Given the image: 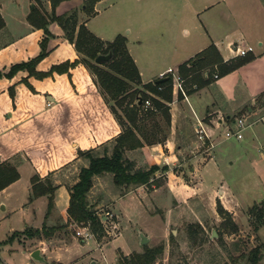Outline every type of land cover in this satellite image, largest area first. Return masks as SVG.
<instances>
[{
    "label": "rangeland",
    "instance_id": "obj_1",
    "mask_svg": "<svg viewBox=\"0 0 264 264\" xmlns=\"http://www.w3.org/2000/svg\"><path fill=\"white\" fill-rule=\"evenodd\" d=\"M86 1H73L78 2L73 8L77 11L79 23L92 16L81 10ZM34 2L0 0V9L8 26L12 28L17 24L23 13L27 19L30 13L27 10H31ZM96 3L93 13L97 12L96 6L98 12L85 23L87 29L103 42L122 35L128 53L142 69L152 72L157 66L190 53L210 38L222 50L229 39H243L254 46L255 58L222 75L223 87L227 93H236L240 100L249 88L258 91L264 86V0H105L99 5ZM39 4L43 9L42 2L36 6ZM22 31V27H13L10 35ZM10 35L5 38H10ZM259 40L263 41L262 46L258 45ZM38 49L40 51V44ZM228 53L223 50L224 55ZM9 67L0 71H7ZM99 67L109 70L105 65ZM186 81L185 78L184 86ZM136 88L141 89L142 85L132 84L129 93L120 101L108 100L124 125L127 124L125 111H128L125 107L130 108L128 103L133 102L135 96L131 90ZM144 94L153 98L149 93ZM145 113L142 110L138 118ZM238 117L247 123H255L242 130L240 139L225 138V127L220 130L221 142L216 149L221 152V158H211L195 165L197 170L194 174H190L189 166L183 164L173 168L174 175L181 180L188 177L184 181L198 189L191 197L184 202L179 201L186 198L191 190L183 185V180L171 181L172 193L179 200L167 191V165L166 170L161 165L155 173L157 184L131 188L122 199H119L122 191L113 185L110 178L106 175L95 178L88 200L101 217L103 234L98 239L85 242L75 234V226L65 227L42 243L45 250L41 260L33 259L31 251L38 248L41 244L39 239L43 237L25 235L22 231L25 227L35 229L43 225L46 204L44 201L34 203L33 207L27 204L30 193L25 180L1 189L0 264H92V261L94 264H118L119 254L140 252L144 245L160 243L164 249L154 264H246L245 257L237 258L234 263L229 256L247 255L251 248L264 241V225L254 231L255 213L252 209L254 206L264 207V125L245 113ZM157 119L161 121L158 116ZM252 132L258 133L261 141L254 139ZM202 146L193 151L189 149L184 158L197 153L206 157L210 149L203 152L205 145ZM249 159H256V164L250 163ZM151 160L149 158V162ZM86 161L78 157L58 171L55 178L72 184ZM142 163L150 165L146 161ZM220 190H224L223 200H228L230 209L221 203ZM219 205L236 223L235 233L230 231L232 225L220 212ZM63 223L54 222L55 225ZM197 223L203 227V232L195 228L199 238L193 241L189 239L187 229ZM212 230H215V236ZM139 233L148 237L146 244H140ZM202 234L203 241L200 240ZM232 242H238V250L231 247Z\"/></svg>",
    "mask_w": 264,
    "mask_h": 264
},
{
    "label": "crops",
    "instance_id": "obj_2",
    "mask_svg": "<svg viewBox=\"0 0 264 264\" xmlns=\"http://www.w3.org/2000/svg\"><path fill=\"white\" fill-rule=\"evenodd\" d=\"M73 1L77 0L60 3L56 8L57 12L63 13L74 9L73 6L78 2ZM104 1L99 0L96 5ZM38 2H42L44 10L50 11L49 0H38ZM38 2L35 1L32 6H36ZM38 7L40 8L41 5L39 4ZM95 10L98 12L97 6ZM29 11L28 9L27 13ZM0 14L4 19V27L0 29V69L8 68L12 64L35 57L39 51L38 44L44 36L43 30L28 23L23 13L18 18L17 24L13 25L18 29L22 27V33L18 32L11 36L10 33L13 27L8 26L1 9ZM94 15L90 17H94ZM48 30L52 34L47 44L48 54L37 63L36 70L38 71H47L51 65L65 60L72 61L79 56L73 45L64 37L60 26L56 22L49 23ZM7 35H10V38H5ZM235 42H238V39L227 41L223 50H227L229 53L224 55L217 42L210 38L190 53L175 57L173 62L163 63L154 68L152 72H149L148 69H142L131 54L130 56L137 66L141 84H144L153 82L158 78L159 73L167 68L173 66V69L177 70L180 64L187 62L210 44L216 47L224 61L237 57L228 47L230 43ZM258 45L262 46L263 41L259 40ZM217 73V67L214 65L185 77L187 80V83H185L187 88L185 98L175 91L172 85L170 93H167L171 97L170 100L163 97L166 92L161 95L149 93L164 107H167L170 122L164 141L144 145L140 149L138 162L146 161L150 165L155 164L159 167L167 165L166 187L171 195H173L171 181L181 180L172 173L174 167L178 164L189 166V173L194 174L197 170V164L200 165V163H204V161L206 162L211 158L216 160H218V157L221 158L222 155H219L221 152L217 151L216 148L221 142L220 130L223 127L225 129L228 127L234 128L235 121L239 118L238 115L244 113L250 118L258 119L257 122L261 121V117H264V102H256V97L264 90V86L258 91L249 88L244 98L238 100L236 93L232 94L225 91L222 82L224 75L214 77V74ZM25 77H27V72L20 70L11 78H0V162L14 163L19 175V178L6 186L5 189L25 180L29 186L28 194H31V177L37 175L43 178L49 175L56 185L54 207L42 222V224L45 222L49 226L54 225L55 221H66V208L69 201L68 187L73 184V182L69 184L65 180L59 181L54 175L74 160H78V150L98 148L100 145L114 139L122 131L124 123L118 119L110 103L103 98L94 82L92 73L81 63L70 69V75L67 73H53L52 76L41 79L33 76L27 77V81L33 90L22 81V78ZM205 78H210V81L203 83ZM11 86L14 88L13 100L9 95V87ZM160 110H157L156 114L159 115ZM197 121L211 136L214 146L206 154V157L202 153H197L185 159L184 156L189 149L193 151L203 147L202 143L197 140L196 135L194 136ZM125 122L127 121L125 120ZM253 123L255 122H248L245 128H250ZM252 137L261 141L260 135L256 132H252ZM204 150L206 148L202 149L203 152ZM149 158L152 159L151 162H149ZM249 160L253 165L256 164V159ZM105 175L112 181L109 174ZM95 178L98 177L96 176L93 179ZM186 179L188 177H182L183 181H181L192 192L189 191L185 196L186 198L183 197L181 200L173 195L181 202H184L198 191L195 187L189 186L184 181ZM219 192H221V196H219L221 203L225 208L230 209L228 200H223L224 190ZM129 193L120 195L119 199ZM41 201H44L47 206L46 196L27 201V204L33 207L34 203ZM45 241L46 238L39 239L41 244L36 248L41 256L45 250L41 245Z\"/></svg>",
    "mask_w": 264,
    "mask_h": 264
},
{
    "label": "trees",
    "instance_id": "obj_3",
    "mask_svg": "<svg viewBox=\"0 0 264 264\" xmlns=\"http://www.w3.org/2000/svg\"><path fill=\"white\" fill-rule=\"evenodd\" d=\"M35 1L38 2V0ZM64 1L68 0H49V12L37 6L31 8L27 21L32 26L41 28L44 33L39 42L40 51L35 57L12 64L6 72L0 71V78H11L20 70L26 71L27 77L33 76L38 79L52 76L53 73H67L70 75V69L81 63L94 76V82L106 102L108 100L117 102L124 99L129 93L128 90L132 84H140L142 88L131 90L135 92V96L133 97V102L128 103L130 108L125 107L128 110L125 111L127 124L123 126L122 131L114 139L100 145L98 148L78 150L77 157H82L87 161L85 165L80 167L76 180L68 187L69 201L66 208V221L63 224L49 226L44 222L40 229L25 228L22 234L47 238L65 227L89 225L95 238L98 239L103 234L102 220L88 200V194L93 186L94 177L109 174L113 185L119 188L122 194L131 190V188L150 183L157 184L158 182L155 173L160 167L155 164L147 165L146 163L138 162L139 153L144 145H152L164 141L167 135L170 116L167 107H164L161 102H158L154 98H148L144 93H157L161 95L163 92H166L163 97L170 100L171 97L167 93H170L171 90V76L165 79L157 78L153 82L141 84L137 66L126 49L125 38L122 35H118L110 42H103L87 29L84 22H78L77 11L75 9L70 12H57L56 8ZM97 1L99 0H87L82 4L81 10L87 15H94L93 5ZM51 22H56L60 26L64 37L73 45L79 56L72 61L65 60L51 65L47 71H38L36 70L37 63L48 54L47 44L49 38L52 36L48 30V24ZM3 27L4 21L0 15V29ZM108 53L111 54L109 60L98 64L94 62L97 55ZM253 58H255V55L248 53L245 56H237L224 61L216 47L211 44L187 62L180 64L177 71L182 77H187L196 71L216 65L218 72L216 75L222 76ZM99 65H105L109 70L102 69ZM27 77L22 78V81L33 90L27 81ZM209 81L210 78H205L203 83H208ZM141 92L142 94H139ZM9 95L13 100V86L9 87ZM145 100H149L151 104L146 109L143 108ZM256 102H264V90L257 95ZM159 109H161V112L158 115L156 111ZM142 110L146 113L141 118H138ZM157 116L161 118V121L157 119ZM162 169L166 170L167 166H162ZM18 178L19 175L14 163L8 161L0 162V190ZM30 183V201L40 196H46L47 198L46 213L44 215L46 219L54 207L56 185L52 182L49 175L43 178L34 175L31 177ZM219 207L220 212L228 217L232 225L230 231L235 233L238 228L236 223L232 221L230 215L222 209L221 205ZM255 207L252 209L255 213L254 231H257L260 226L264 225V207ZM195 228L203 232V227L199 223L195 224V227L189 225L187 235L193 241L199 238L198 231ZM172 236L171 234V238H173ZM202 238L203 234L200 236L201 241H203ZM238 246V242L231 243V247L234 249L238 250ZM163 249L162 243L155 246L144 245L140 252L133 251L127 255L119 254L117 263L154 264L157 257L162 254ZM229 257L234 263L237 258L245 257L246 264H264L262 262L264 257V241L251 248L247 252V255L241 253L236 258L234 256Z\"/></svg>",
    "mask_w": 264,
    "mask_h": 264
},
{
    "label": "built area",
    "instance_id": "obj_4",
    "mask_svg": "<svg viewBox=\"0 0 264 264\" xmlns=\"http://www.w3.org/2000/svg\"><path fill=\"white\" fill-rule=\"evenodd\" d=\"M229 50L234 52L235 56H245L248 53H254V46L251 44L246 43L245 41L241 40L235 43H230L228 45ZM168 76H171V85L172 88L179 92L184 98L186 97V91H185V78L182 77L177 70H174L173 68H167L163 72L159 73L158 79H164L167 78ZM214 77H217L216 74H214ZM151 106L149 100H145L143 103V108H149ZM261 121L264 125V117H261ZM247 123L243 118H238L235 121V127L234 128H226L224 132V137L225 138H235V139H240L242 137V130L246 127ZM195 134L197 137V140H199L202 145H205L206 150L211 149L214 144L210 140L209 135L205 131L204 127L202 124L197 121L196 126H195ZM75 234L81 239V241H89L95 238L94 233L91 231L89 225L85 226H77L76 227Z\"/></svg>",
    "mask_w": 264,
    "mask_h": 264
},
{
    "label": "water",
    "instance_id": "obj_5",
    "mask_svg": "<svg viewBox=\"0 0 264 264\" xmlns=\"http://www.w3.org/2000/svg\"><path fill=\"white\" fill-rule=\"evenodd\" d=\"M110 57H111V54H109V53L108 54H99L94 59V62L98 64V63H101L103 61L109 60ZM158 81H162V80H158ZM212 235H214V236L216 235L215 230H212ZM139 238H140V244L141 245L146 244V242L148 241V237L146 235H144L143 233H139ZM31 257L33 259H36V260H41L42 259V256L40 255L38 249H35V250H33L31 252ZM91 263L94 264L95 262L92 261Z\"/></svg>",
    "mask_w": 264,
    "mask_h": 264
}]
</instances>
